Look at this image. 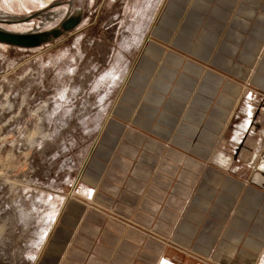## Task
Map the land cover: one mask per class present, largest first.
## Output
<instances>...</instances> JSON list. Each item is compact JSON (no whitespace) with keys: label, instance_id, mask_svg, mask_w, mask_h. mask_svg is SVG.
<instances>
[{"label":"crops","instance_id":"0c3cea01","mask_svg":"<svg viewBox=\"0 0 264 264\" xmlns=\"http://www.w3.org/2000/svg\"><path fill=\"white\" fill-rule=\"evenodd\" d=\"M149 247L264 253V0L159 1L43 255L141 264Z\"/></svg>","mask_w":264,"mask_h":264},{"label":"rangeland","instance_id":"374dc122","mask_svg":"<svg viewBox=\"0 0 264 264\" xmlns=\"http://www.w3.org/2000/svg\"><path fill=\"white\" fill-rule=\"evenodd\" d=\"M159 1L0 0V19L39 11L2 23L15 32L81 14L76 27L42 45L0 43V264H45L51 233L74 202L80 170ZM149 249L141 264L182 259Z\"/></svg>","mask_w":264,"mask_h":264},{"label":"water","instance_id":"95a60500","mask_svg":"<svg viewBox=\"0 0 264 264\" xmlns=\"http://www.w3.org/2000/svg\"><path fill=\"white\" fill-rule=\"evenodd\" d=\"M38 14L39 11L18 20L0 19V43L20 47H36L60 37L63 33L76 27L81 21V14L78 12L66 16L58 26L38 32H15L6 30L1 26L2 23L13 24L27 21L38 16Z\"/></svg>","mask_w":264,"mask_h":264},{"label":"bare ground","instance_id":"6f19581e","mask_svg":"<svg viewBox=\"0 0 264 264\" xmlns=\"http://www.w3.org/2000/svg\"><path fill=\"white\" fill-rule=\"evenodd\" d=\"M162 262H163V261H162ZM164 263H165V261H164ZM262 264H264V262H263Z\"/></svg>","mask_w":264,"mask_h":264}]
</instances>
